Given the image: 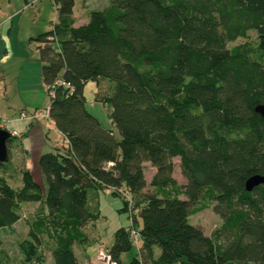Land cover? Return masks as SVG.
<instances>
[{"label": "trees", "instance_id": "1", "mask_svg": "<svg viewBox=\"0 0 264 264\" xmlns=\"http://www.w3.org/2000/svg\"><path fill=\"white\" fill-rule=\"evenodd\" d=\"M52 1L53 28L31 39L55 91L50 118L69 145L38 156L43 184L25 169L12 185L0 162V229L21 218L24 202L41 209L25 218L20 264H44L50 237L53 264H81L73 244L85 240L80 229L107 190L124 196L130 221L105 248L115 264L132 246L138 256L126 264H264V184L245 188L264 175V119L254 110L264 103V0H108L78 25L75 0ZM250 30L256 46L228 47ZM88 80L119 140L86 109ZM145 163L155 169L149 183ZM202 200L221 219L214 236L190 221L209 207Z\"/></svg>", "mask_w": 264, "mask_h": 264}, {"label": "rangeland", "instance_id": "2", "mask_svg": "<svg viewBox=\"0 0 264 264\" xmlns=\"http://www.w3.org/2000/svg\"><path fill=\"white\" fill-rule=\"evenodd\" d=\"M9 2L11 5H8ZM107 5L108 0H75L73 13L77 18V23L87 22L91 10H101ZM9 14H12L10 19L1 27V32L4 35L2 47L7 49V53H5L3 59H0V61H4L0 66V80L2 81H0V121L14 115L13 112H16L17 109L26 108L24 106L25 101H27L26 103L32 102V100H24L28 97L37 101L36 103L39 104L37 109H44L51 102V96L41 79L38 44L31 38H35L40 33L53 28V24L57 20L56 5L52 0H36L33 5L25 2V0H22V2L21 0H0V21L5 17L7 18ZM257 39L256 32L250 30L245 38H238L235 42L229 43L228 47L244 42H250L256 46ZM26 72H29V75H25ZM18 78H20L19 84L21 83L19 88L16 85ZM5 83H8L6 93H4ZM101 83V90L111 88L107 81L103 80ZM83 92L88 111H91L92 115H95H93L94 117H97L104 126L112 130L115 138L119 140L120 135L112 121L110 107L101 101L95 100L96 82L88 80L84 85ZM6 103L11 108L9 111L4 112ZM18 133L20 132L18 131ZM17 141L14 138L11 142L12 146L15 147ZM11 157L12 153L10 159ZM173 163L172 176L179 185L185 184L186 178L181 174L179 157H174ZM9 165L10 162L7 161L6 166ZM154 170L150 163H145L144 174L147 183H149ZM9 174L12 175L9 180L14 185L16 178L12 173ZM151 189L150 186L145 188L146 191ZM180 198H184V196L180 195ZM123 199V195H114L110 191L99 193V197L94 204L97 206L98 216L95 219L87 220L81 227V237L85 240L73 244V249L79 254L81 264H102L96 258L98 249L100 247L110 248L114 241L115 231L130 224L129 213L122 210ZM29 203L24 202L21 204L19 210L21 218L16 223L11 227L0 229V250H3L9 256V260L5 261L4 264H20L23 260L22 243L28 238V226L25 218L31 216V214L37 217L41 214V209L35 211L34 209L37 207ZM202 203L209 204V207L192 214L190 221L199 226L206 235L214 236V232L221 226V219L212 210L211 202L202 200ZM229 238L230 236L227 233H221L219 242L224 244ZM51 243V237L43 242L41 251L44 264H53V258L49 252ZM155 254L158 256V248H155ZM136 256H138V251L135 246H132L130 250L121 254L120 259L123 264H126Z\"/></svg>", "mask_w": 264, "mask_h": 264}, {"label": "crops", "instance_id": "3", "mask_svg": "<svg viewBox=\"0 0 264 264\" xmlns=\"http://www.w3.org/2000/svg\"><path fill=\"white\" fill-rule=\"evenodd\" d=\"M25 2L32 3L33 5L35 4L36 0H25ZM8 5H11L10 2L8 3ZM11 15L12 14H9L7 18L5 17L0 21V59H3L5 56V53H7V49L2 47V43H3L2 40H3L4 35H3V32H1V27L10 19ZM74 17H75V25H78L79 23H77L78 22L77 18L75 15ZM2 62L4 61L3 60L0 61V66L2 65ZM27 74L29 75V72L25 73V75ZM3 78H5V76ZM5 80L6 78L4 79V81ZM19 82H20V78H18V81L16 83L17 88L21 86V83L19 84ZM4 89H5L4 93H6L8 89V83H5ZM24 100H32V102L29 101L30 103H26L27 101H25L24 106L26 108L17 109L16 112H13L14 115H10L8 118H6V120H3L5 128L8 131L15 130L21 133V134L19 133V136H14V138L18 140L17 145L15 147L12 146V143L9 144L12 157L10 159V166L7 169L8 171L7 173H5L8 179L10 178V176H12L9 173L13 174L14 178H16V181H15L16 183H14V185H17V186L21 185V174H22V170H25V169L30 170L34 174L38 182L43 184V178L37 166V158L41 153L55 152L56 150L62 148L61 143L63 142L64 137H65L56 128L54 121L52 120L48 121L46 119L45 120L43 119V120H37V121H30L28 118L21 117L20 115L21 112L29 113L32 110L37 109L39 107V104L36 103L37 101L34 98L31 99V97H28V99H24ZM10 108L11 106L8 103H6V110H4V112L9 111ZM88 112L92 114L91 111H88ZM104 127L107 128L106 126ZM29 204H32V205H35V207H38V203H29ZM34 210L36 211L38 210V208ZM74 253L79 260L80 259L79 254L76 251H74ZM7 260H9L8 254H6L3 250H0V264H4L5 261Z\"/></svg>", "mask_w": 264, "mask_h": 264}, {"label": "built area", "instance_id": "4", "mask_svg": "<svg viewBox=\"0 0 264 264\" xmlns=\"http://www.w3.org/2000/svg\"><path fill=\"white\" fill-rule=\"evenodd\" d=\"M59 84H64V82L62 81H58ZM69 87V85H67ZM48 93L50 94L51 97L55 96V91L52 88L51 90L48 91ZM21 117L24 118H28L30 121H37L40 119H46L48 121H51L50 118V105L48 104L44 109H35L34 111H32L31 113H25V112H21ZM0 128H5L4 125V121L1 120L0 121ZM12 136H19V133L17 131H10ZM62 147L67 148L69 145L68 140L64 137L63 142L61 143ZM132 234L134 235V241H137V234L136 232L132 231ZM96 258L98 260V262L102 263V264H115L110 256V254L108 253V250L100 247L96 253Z\"/></svg>", "mask_w": 264, "mask_h": 264}, {"label": "water", "instance_id": "5", "mask_svg": "<svg viewBox=\"0 0 264 264\" xmlns=\"http://www.w3.org/2000/svg\"><path fill=\"white\" fill-rule=\"evenodd\" d=\"M254 110L264 119V103L255 106ZM11 133L7 129L0 128V162L5 163L9 160V139ZM264 184V175L254 174L245 182V188L251 191L254 187Z\"/></svg>", "mask_w": 264, "mask_h": 264}]
</instances>
